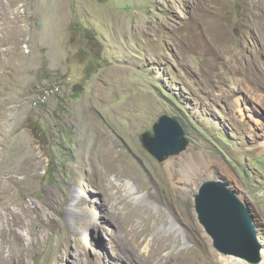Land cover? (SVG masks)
I'll list each match as a JSON object with an SVG mask.
<instances>
[{
	"label": "rangeland",
	"instance_id": "374dc122",
	"mask_svg": "<svg viewBox=\"0 0 264 264\" xmlns=\"http://www.w3.org/2000/svg\"><path fill=\"white\" fill-rule=\"evenodd\" d=\"M10 8L27 14L28 32L20 45L0 44V174L22 179L18 162H38L39 176L17 194L50 219L25 220L27 263L204 264L200 253L214 264H261L264 0H13ZM163 114L181 122L189 144L159 163L139 137ZM105 145L111 165L100 160ZM176 170L193 182L177 181ZM209 180L227 184L253 216L258 263L213 249L194 204ZM50 193L59 197L41 205ZM0 211L1 227L12 217Z\"/></svg>",
	"mask_w": 264,
	"mask_h": 264
},
{
	"label": "water",
	"instance_id": "95a60500",
	"mask_svg": "<svg viewBox=\"0 0 264 264\" xmlns=\"http://www.w3.org/2000/svg\"><path fill=\"white\" fill-rule=\"evenodd\" d=\"M141 146L159 163L187 150L189 141L184 126L172 116H159L139 137ZM198 222L222 255H234L258 263L260 246L257 226L250 211L227 184L201 183L194 198Z\"/></svg>",
	"mask_w": 264,
	"mask_h": 264
},
{
	"label": "bare ground",
	"instance_id": "6f19581e",
	"mask_svg": "<svg viewBox=\"0 0 264 264\" xmlns=\"http://www.w3.org/2000/svg\"><path fill=\"white\" fill-rule=\"evenodd\" d=\"M4 0H0V13H2V17H0V44H13L17 41V44L20 45L22 41L25 39L23 36L27 34L28 29L27 25L25 24L27 19V14L23 13L20 14L18 11L10 8L13 4V0H7L8 3L5 5L3 3ZM252 26V25H251ZM57 27V26H56ZM258 27V26H256ZM255 27V28H256ZM58 28V27H57ZM257 32L262 34L264 37V28H258ZM261 51H264L261 48ZM6 123L5 121L0 122V137L2 135H6ZM104 155L101 156L100 160H103L105 165H111V160L109 159V155L112 151V147L109 145H105L103 148ZM189 157L183 158L182 162L179 164V167L185 163ZM123 162V161H122ZM14 169L17 171L18 175H22V179H18L15 177L7 176L6 174H0V208L4 210L5 214H10L12 217L11 222H5L3 220V225L0 227V233L4 236L5 242L1 243L0 247V264L4 262L13 261L17 254L20 255V258L17 260V264H28L27 259L29 256V248H26V244L21 240L22 238V231L26 228L25 220H30L31 224L34 221L44 222L50 221V219L40 211L38 205L31 203L25 204L23 203V199L19 197L17 194V190L19 189L21 183L26 179L29 178L31 180L37 178L39 176V163L38 162H18ZM127 172L128 174H134L135 169L131 166L130 162L127 160ZM173 162H168L167 165L172 166V168L176 169V165ZM182 171V170H181ZM175 179L177 181L192 183L193 178L188 175H183L179 170L175 171ZM21 180V181H20ZM182 195H189L190 192L187 189H184L181 192ZM48 196H52L55 198L59 197V193L54 195V193L50 194H42V198L40 200L41 205L43 202L47 201ZM20 209V212L17 211ZM1 212V211H0ZM24 214V215H23ZM23 215V217H22ZM33 215L35 216V220H32ZM56 227H59L60 222L56 221L53 224ZM11 229H7V228ZM264 234V225H261L260 228ZM195 257V253H193ZM192 254V255H193ZM261 264H264V251H261ZM199 259L204 260V264H214L205 260L206 256L199 253ZM194 259H197L196 257ZM162 264H167L165 259H162ZM172 264H182L181 259L176 258ZM189 264H196L194 261L190 262ZM218 264H250L243 259H236V258H225Z\"/></svg>",
	"mask_w": 264,
	"mask_h": 264
}]
</instances>
